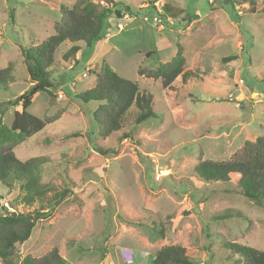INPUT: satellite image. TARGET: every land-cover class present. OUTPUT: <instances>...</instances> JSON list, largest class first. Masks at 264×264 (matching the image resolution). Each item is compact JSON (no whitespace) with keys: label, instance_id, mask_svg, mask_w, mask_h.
Wrapping results in <instances>:
<instances>
[{"label":"rangeland","instance_id":"374dc122","mask_svg":"<svg viewBox=\"0 0 264 264\" xmlns=\"http://www.w3.org/2000/svg\"><path fill=\"white\" fill-rule=\"evenodd\" d=\"M77 1L0 0V69H13V83L0 88L3 124L10 126L21 110L8 102L33 85L22 48L54 35L60 8ZM91 1L103 9L101 0ZM113 1L132 8L134 18L120 21L121 30L111 14L102 40L76 44L68 60L63 56L71 42L60 46L50 68L53 87L35 95L29 108L50 124L14 147L18 159L38 160L40 193L28 204L22 182L0 181V213L2 207L48 213L13 259L19 264L58 248L69 264H104L106 258L153 264L157 251L180 245L192 264H241L228 245L264 249V199L257 205L229 184L204 183L195 167L202 160L227 161L264 135V0ZM152 2L183 12L172 25L162 16L159 28L143 21L155 14ZM179 47L189 72L185 82L178 77L164 89L160 80L140 76V68L169 62ZM102 63L151 94L155 113L137 124L133 106L123 129L105 139L93 119L98 103L77 99L95 85Z\"/></svg>","mask_w":264,"mask_h":264},{"label":"trees","instance_id":"16d2710c","mask_svg":"<svg viewBox=\"0 0 264 264\" xmlns=\"http://www.w3.org/2000/svg\"><path fill=\"white\" fill-rule=\"evenodd\" d=\"M113 2V1H111ZM154 2L150 3L153 5ZM174 8L167 5V10ZM123 10L131 15L135 11L129 6ZM122 10V11H123ZM61 20L55 25V34L39 45L28 49L22 48L27 71L33 83L32 87L20 97L8 102L12 106L21 105L16 111L10 126L0 121V181L8 184L10 180L22 182L21 188L26 192V203L40 193L37 170L38 160L23 161L16 157L14 147L40 132L49 122L41 120L29 112L34 96L46 92L53 87L51 67L55 63L56 52L60 46L69 41L73 46L64 55L68 59L79 50L76 44L85 43L88 47L95 41H101L105 32V21L111 14L122 19L121 10L113 12L100 9L91 0H78L71 7H61ZM176 11L180 14L181 11ZM236 57L224 58L232 61ZM186 59L181 47L176 55L167 63H160L155 69H139L140 76L160 80L164 89H170L178 77L186 81L189 72L185 71ZM11 66L0 69V88H7L13 83ZM95 85L77 97L81 102H97L98 108L93 113V119L98 125L99 135L109 138L123 129L125 118L130 109H138L135 122L137 124L155 117L153 111V96L140 90L137 83L120 77L108 64L102 63L97 71ZM96 151L105 155L107 152L98 147ZM232 175L239 176L236 183ZM195 177L204 183H225L237 190L247 199L257 205L264 199V135L254 141H246L227 161L202 160L195 167ZM0 213V261L1 264H17L14 259L18 245L26 243L32 236L39 220L47 216L41 210L33 213H10L2 207ZM228 248L241 257V264H264V249H256L236 243H230ZM19 264H69L61 256L58 248L52 249L40 258L27 256ZM153 264H192L187 251L180 245L165 246L156 252Z\"/></svg>","mask_w":264,"mask_h":264},{"label":"built area","instance_id":"2783aa9c","mask_svg":"<svg viewBox=\"0 0 264 264\" xmlns=\"http://www.w3.org/2000/svg\"><path fill=\"white\" fill-rule=\"evenodd\" d=\"M99 4L101 6H103L104 9L112 10V11L116 10L115 4H113L112 2H107V1L101 0V1H99ZM153 6L155 8V14L153 16L145 15L143 17V21L154 24L156 26H159V28H164L162 18H161L162 16H164L163 6H161L159 2H154ZM122 17L123 18L121 19V21L122 20H130V19L134 18V15H131L127 11H124V12L122 11ZM118 27L122 30L124 28L123 23H121V22L118 23ZM7 210L10 213L16 212L14 209H11L10 207H8ZM130 263H132V261H130Z\"/></svg>","mask_w":264,"mask_h":264},{"label":"crops","instance_id":"0c3cea01","mask_svg":"<svg viewBox=\"0 0 264 264\" xmlns=\"http://www.w3.org/2000/svg\"><path fill=\"white\" fill-rule=\"evenodd\" d=\"M111 1H113V0H111ZM111 1H109V2H111ZM113 4H116L114 1L112 2ZM146 6V5H145ZM116 7V6H115ZM172 7V6H171ZM140 8L141 9H144V10H146V7H143V4L142 5H140ZM117 9H119V10H121V12H122V9H123V7L120 5V7H117ZM151 10H153V9H148V10H146V11H151ZM163 10H164V16H165V18H167V21L169 22V24L170 25H172V24H174V22H173V20L171 19L172 17H174L175 15H176V11H175V9L174 8H171V9H169V11L168 10H165V7L163 6ZM112 11V10H111ZM165 11H167V13L165 12ZM114 12V11H113ZM155 12V11H154ZM168 16V17H167ZM117 18V17H116ZM164 18V17H163ZM118 20L117 21H121V19H119V18H117ZM183 19H185V18H183ZM123 21V20H122ZM192 24H194V22H191ZM190 23V24H191ZM189 24V25H190ZM123 27H124V25H123ZM188 28H190V26L189 27H187L186 29H188ZM71 46H69L68 47V50L73 46V44L71 43L70 44ZM67 50V51H68ZM67 51L65 52V53H67ZM64 53V54H65ZM79 58V56H76V59H78ZM63 59H64V56H63ZM68 60V59H67ZM70 68L72 67V65L71 66H69ZM94 68V67H93ZM110 261V260H109ZM110 264H111V262H110Z\"/></svg>","mask_w":264,"mask_h":264},{"label":"water","instance_id":"95a60500","mask_svg":"<svg viewBox=\"0 0 264 264\" xmlns=\"http://www.w3.org/2000/svg\"><path fill=\"white\" fill-rule=\"evenodd\" d=\"M14 215H16V213H14ZM104 264H110V261H109V259L108 258H106V260H105V263Z\"/></svg>","mask_w":264,"mask_h":264}]
</instances>
